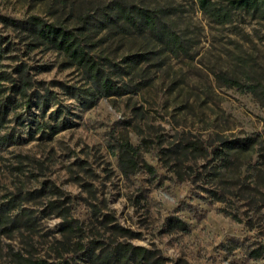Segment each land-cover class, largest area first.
<instances>
[{
	"label": "rangeland",
	"instance_id": "obj_1",
	"mask_svg": "<svg viewBox=\"0 0 264 264\" xmlns=\"http://www.w3.org/2000/svg\"><path fill=\"white\" fill-rule=\"evenodd\" d=\"M115 1L0 0V264H264V18L123 0L163 18L176 54L109 19ZM32 17L75 33L116 91L34 38Z\"/></svg>",
	"mask_w": 264,
	"mask_h": 264
},
{
	"label": "trees",
	"instance_id": "obj_2",
	"mask_svg": "<svg viewBox=\"0 0 264 264\" xmlns=\"http://www.w3.org/2000/svg\"><path fill=\"white\" fill-rule=\"evenodd\" d=\"M199 8L207 14L212 20L218 24H227L232 20L233 11H245L247 13H253L261 18H264V0H227L226 5H221L215 0H196ZM111 9V20H123L125 24L138 31L148 32L150 37L164 50L170 53H179L184 49L182 38L174 32L163 18L155 11L147 8H142L133 4H129L123 0H116ZM26 25V24H25ZM28 25V26H27ZM26 29L31 35L39 40L42 44H48L52 48H55L63 52L75 65L81 67L97 89L104 93L106 96H111L116 91L108 76L101 69L94 57L85 49V45H82L78 36L68 31L67 29L57 26L56 24H50L44 22L39 17H32L27 22ZM0 54V59H1ZM5 74L0 72V82L6 80ZM227 83L237 85L240 87V83L234 79L227 80ZM1 85V84H0ZM252 92V84L247 87ZM4 90L0 88V94ZM256 139L253 137L235 139L230 142H226L225 149L227 152H247L253 149ZM123 151L129 154H136V149L130 146L128 143L122 145ZM194 148H198L195 146ZM225 150L216 151L215 153L222 157ZM1 218V216H0ZM133 254L143 258V252L133 251ZM262 251L260 249L251 253L254 258L260 257ZM127 253L124 254V258L121 260L123 264H130ZM18 264H50L44 260H31L28 258L20 257Z\"/></svg>",
	"mask_w": 264,
	"mask_h": 264
}]
</instances>
